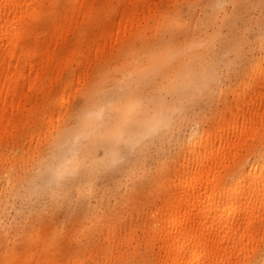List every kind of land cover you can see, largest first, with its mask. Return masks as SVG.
<instances>
[{
	"label": "bare ground",
	"instance_id": "obj_1",
	"mask_svg": "<svg viewBox=\"0 0 264 264\" xmlns=\"http://www.w3.org/2000/svg\"><path fill=\"white\" fill-rule=\"evenodd\" d=\"M165 1L0 0V221L37 156L39 163L54 157L56 170L74 173L79 192L87 183L90 194L86 161L100 164L101 147L108 164L166 126H175L178 140L164 161L138 160L123 188L113 178L95 202L82 203L73 218L78 249L55 246L57 232L40 223L49 247L40 251L42 237L31 247L28 233L20 249L2 237V264H264V26L253 42L262 53L244 65L236 105L192 118V103L218 77L211 53L220 6L211 28L198 19L169 21ZM151 19L164 34L149 40L142 66L126 56L110 80L105 60ZM31 93L45 111L37 112L30 141L7 149ZM141 189L147 193L138 198ZM90 236L95 244L85 243Z\"/></svg>",
	"mask_w": 264,
	"mask_h": 264
},
{
	"label": "rangeland",
	"instance_id": "obj_2",
	"mask_svg": "<svg viewBox=\"0 0 264 264\" xmlns=\"http://www.w3.org/2000/svg\"><path fill=\"white\" fill-rule=\"evenodd\" d=\"M233 1L216 0L215 3H212L210 0H166L164 2L165 18L169 21L181 18L183 21L188 20L193 23L194 19H198V24L208 22L211 28L215 7L220 6L213 28L218 25L216 29L221 31L218 33V39L215 41L213 53H211L218 77L211 81L206 89L200 91L192 103L189 113L192 118H208L217 111L223 112L226 107L236 105L239 96L237 83L241 75L246 73L244 65L247 66L253 59H251L252 53H254V56L262 53L260 47L253 42L254 37L258 36V29L264 26V0H237L236 4ZM189 11H192V15L189 14ZM225 16L224 23H221L222 18ZM37 20L45 23V15H39ZM155 26V20L151 19L141 29L142 33L135 32L117 47V51L112 58L105 60L103 68L107 70L112 67V71L108 76L110 80H113L114 76H119L118 68L115 70L114 67L123 63L126 56V59L134 61L136 66H142L145 61V55L142 53L149 40L154 35L161 37L164 34L162 28L159 30ZM168 26L166 25L165 29ZM250 43L251 46H249ZM255 87H253V90L256 89ZM31 94L33 96H31L27 106L22 111L23 113L13 121V136L8 140L5 139L4 144L7 149L17 147L25 141L29 142L31 139L30 130L37 120L35 117L45 111V106L35 102L34 94ZM58 95H61V92L54 98ZM30 107L34 108L33 115L27 121L25 115ZM86 126H89V124ZM91 126H94V122L91 123ZM188 130V126L184 124L181 136ZM80 132L81 129L78 128V139L82 138ZM173 132L177 135L175 126L172 124L166 126L161 133L147 135L135 144L128 145L124 155L117 157L108 164L101 163L105 153V150L101 147L98 150L100 164L94 159L86 161L88 175L91 176L89 182L93 184L92 193L90 194L86 193L87 183L82 185V190L79 192L74 173L70 171L58 172L56 170L57 160L54 157L50 158L48 162L39 163L41 156H37L36 162L30 165V179L23 186L21 195L17 197L0 221V238L18 240L19 245L17 248L20 249L26 245L25 235L28 233L31 234V247L37 237H42L40 251L45 250L52 243V236L49 237L42 230L36 231L42 223L52 229V235L57 232L58 239L55 246L64 248L72 246L74 249H78L80 243L74 239L75 233L78 232V224L73 219L77 209L83 205V202H95L102 189L110 187L113 178L123 188L126 182L132 179L131 171H139L138 160L148 159L151 165L153 161L155 165L158 159L164 161L167 156L173 155L178 149V140L171 136ZM162 133L165 136L164 139H162ZM164 147L167 149L166 156L162 151ZM137 192L136 197L138 198L144 197V194L147 193L146 190L143 191L142 189ZM62 199H65V202ZM127 203L130 205V200ZM58 208L62 210L55 211ZM58 227L61 228L58 229ZM86 239L84 240L85 243L89 244H95L98 240L96 237L91 236ZM1 253L2 247L0 245V264L4 260ZM35 263L36 258L33 259V264ZM85 264L91 263L85 261Z\"/></svg>",
	"mask_w": 264,
	"mask_h": 264
}]
</instances>
